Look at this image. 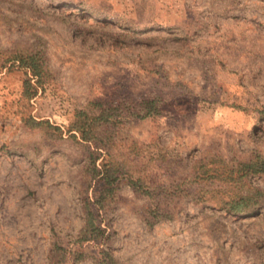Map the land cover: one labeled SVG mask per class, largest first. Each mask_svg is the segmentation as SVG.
Instances as JSON below:
<instances>
[{"label":"rangeland","instance_id":"obj_1","mask_svg":"<svg viewBox=\"0 0 264 264\" xmlns=\"http://www.w3.org/2000/svg\"><path fill=\"white\" fill-rule=\"evenodd\" d=\"M0 264H264V0H0Z\"/></svg>","mask_w":264,"mask_h":264}]
</instances>
